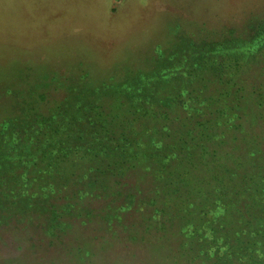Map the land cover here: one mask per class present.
Returning <instances> with one entry per match:
<instances>
[{"label":"rangeland","instance_id":"obj_1","mask_svg":"<svg viewBox=\"0 0 264 264\" xmlns=\"http://www.w3.org/2000/svg\"><path fill=\"white\" fill-rule=\"evenodd\" d=\"M189 40L199 46L209 44L210 55L203 67L213 66L198 72L192 84L185 81L187 74L180 73V85L187 86L195 98H204L203 113L220 108L227 113V122L234 115L243 125L238 134H227L233 133L227 130V144L218 147L229 151L230 159L245 158L247 141L237 139L250 132L258 144L255 147L264 152V0H0V116L5 111L11 118L26 112L30 121L39 114L58 124L71 115L74 121L88 124L98 113L111 114L115 119L109 130L127 135L116 141L101 135L98 140L106 147L125 149L124 141L132 140L129 130L117 128L121 120L136 131L162 129L165 123L141 117L136 108L122 115L120 111L128 107L110 101L115 94L103 90L102 81L114 74L118 80L129 69H148L156 63L159 50L166 54L174 48H188ZM226 49L233 52V58H228V51L224 53ZM209 58H217L220 67H214ZM81 71L90 72L93 80L87 81ZM166 109L171 119L189 123L187 110ZM166 124L176 127L173 121ZM80 129L71 128L70 145L88 142L79 139L76 131ZM38 135L33 136L37 141L30 145L32 152L46 147L45 136L38 140ZM23 137L17 144H22ZM262 159L264 165V153ZM115 161H124L122 154L98 153L90 165L108 173ZM123 175L118 176L120 181L107 178L109 188L101 187L100 198H86L80 207L75 205L78 199H71L76 187L64 190L70 200H64L63 191L54 194L58 205L65 207L56 221L48 219L49 212L36 215L27 203H12L0 196V264H157L160 252L169 255L170 250H177L183 234L178 224L165 225L157 222L159 216L154 218L161 198L153 193L151 177L137 167ZM112 194H117L118 203H109ZM165 203L170 212L172 202ZM106 206L113 208L108 221L104 220ZM79 249L83 251L77 254Z\"/></svg>","mask_w":264,"mask_h":264},{"label":"trees","instance_id":"obj_2","mask_svg":"<svg viewBox=\"0 0 264 264\" xmlns=\"http://www.w3.org/2000/svg\"><path fill=\"white\" fill-rule=\"evenodd\" d=\"M187 47L174 48L166 54L159 50L156 63L147 66L148 69L136 72L129 69L123 77L118 76V80L114 74L102 81L103 90L108 92L110 89L115 94L110 101L117 107H128V111H120L122 115L136 108L141 117L160 119L165 124L176 123L174 129L163 124L162 129L136 131L121 120L117 128L124 126L130 131L132 140L124 141L125 149L119 150L115 145L106 147L98 140L101 135L112 141L127 135H114L113 130H109L115 119L111 114L103 116V112L96 113V120L88 124L65 115L64 120L53 124L54 121L43 119L39 114L34 116V121H30L26 112L11 118L5 111L0 116V196L3 200L8 198L12 203L22 201L34 214L49 212L48 219L56 221L65 207L58 205V197L54 194L63 191L64 200H70L66 192L76 187L71 199H78L75 205L80 207L86 198H100L104 193H101V187L109 188L107 178L125 176L123 174L128 168L137 167L151 177L153 193L161 198L154 218L159 216L157 222L165 225L166 222L178 224L183 234L177 250H170L169 255L160 252L157 264H264V165L260 163L264 152L262 148H257L258 144L250 132L237 139L242 143L247 141L245 158L230 159L232 154L222 149V145L218 147V144H227V130L233 131L227 133L232 135L243 125L237 123L238 117L234 115L231 122H227V113L220 108L203 113L202 108L207 106L204 98L200 100L199 95L195 98L186 89L187 86L180 85V73L187 74L185 81L192 84L198 79V72L213 66L209 63L203 67L204 59L210 55L207 42L205 46H199L189 40ZM228 53V58H233V52ZM210 60L215 63L214 67L216 64L220 67L217 58ZM81 72L87 81L93 80L90 72ZM26 92L29 93L28 89ZM256 92L260 94L258 90ZM147 107H150L148 112ZM171 107L187 110L185 116L189 123L171 119L166 109ZM73 126L81 128L76 131L80 132L79 139L93 142L88 140L85 145H70L68 139L73 135ZM35 132L45 136L42 141L46 147L40 146L32 152L30 145L37 141L33 138ZM20 135L24 136L21 145L17 144ZM62 135H66L65 140L61 139ZM170 136L172 142L165 145ZM93 143H97V147L92 148ZM98 153L105 156L119 153L124 161L111 163L110 171L104 173L99 167L90 165ZM25 157L32 161H21ZM254 159L257 161L253 163ZM38 161L42 163L40 167ZM124 163L126 166H123ZM31 164L33 167L29 168ZM121 178L118 177V181ZM116 196L112 194L109 203H118ZM129 198V207H132L133 201ZM166 200L172 202L168 207L170 212L167 211ZM67 205L75 208L73 204ZM111 209L105 207V221H108L106 217ZM80 249L77 254L83 251Z\"/></svg>","mask_w":264,"mask_h":264}]
</instances>
